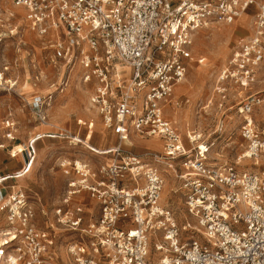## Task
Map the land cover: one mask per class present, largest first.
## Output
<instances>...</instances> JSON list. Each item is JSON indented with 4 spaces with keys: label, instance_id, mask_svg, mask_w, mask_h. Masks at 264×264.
<instances>
[{
    "label": "built area",
    "instance_id": "1",
    "mask_svg": "<svg viewBox=\"0 0 264 264\" xmlns=\"http://www.w3.org/2000/svg\"><path fill=\"white\" fill-rule=\"evenodd\" d=\"M9 1L24 10L23 20L42 41L52 68L78 66L82 83L93 85L89 106L117 143L99 152L110 155V163L95 168L77 160L59 163L65 189L50 221L41 211L46 231L37 227L26 193L5 195L6 179L0 178V264H59L58 230L70 237L69 264H264V165L258 173L236 168L244 159L264 162V89L251 93L264 70V0ZM251 9V36L237 43L216 77L217 92L249 91L235 105L246 148L233 164L213 163L200 134L184 144L165 118V106L186 77L195 34L233 25ZM7 71L8 66L0 70L1 91L15 85ZM61 82L59 93L66 84ZM50 101L51 94L32 103L44 124L43 108ZM131 135L158 140L161 152H127ZM33 153L30 147L26 169ZM169 176L182 213L194 223L182 228H192L187 238L174 209L161 201Z\"/></svg>",
    "mask_w": 264,
    "mask_h": 264
},
{
    "label": "rangeland",
    "instance_id": "2",
    "mask_svg": "<svg viewBox=\"0 0 264 264\" xmlns=\"http://www.w3.org/2000/svg\"><path fill=\"white\" fill-rule=\"evenodd\" d=\"M254 12V9H251L233 25H213L195 34L192 47L193 60L186 77L173 91L171 103L165 106V117L179 131L184 144H187L188 136L200 134L201 141L209 145L206 156L213 163L233 164L246 148V143L239 137L241 119L235 113V105L243 100L249 91L228 88L224 93L217 92L221 87L217 86L216 77L237 43L246 40L252 34ZM23 17V9L15 8L9 0H0V70L9 65L7 77L17 80L16 86L14 85L11 90L7 92L0 90V111L4 113L0 119V135L3 136L5 132L1 129L2 121L6 118L4 110L6 111L8 104L14 107L13 121L16 123L14 135L17 137L21 132L25 134L31 126L42 123L38 118H33L36 114L27 106L31 97L52 95L53 101L43 108L45 122L50 123L45 127V133L61 137L54 141L53 147H44L43 150L36 151L34 163L32 159L33 165L31 163L29 166L28 169L31 170L27 175L31 181L34 176H39L38 184L31 183L34 189L29 192V201L33 208L38 207L34 209L37 227L46 231L48 222L40 211L43 209L50 221L52 210L60 204L65 189L66 179L59 168V163L62 160L67 162L77 160L87 162L95 168L99 164L111 162L110 155H101L100 151L97 153L96 150L82 143L87 135V123H94L88 141L90 140V144L95 148H112L116 138L102 128L98 114L90 108L89 97L94 88L92 84L82 83L80 68L75 66L73 69H66L62 63H59L57 69H53L45 60V53L41 50L42 41L30 31ZM200 59L204 60L198 64L197 60ZM259 75L261 82L251 89V93L264 89V70H261ZM59 80L66 82L65 86H60L61 93L51 87L52 83L58 84ZM26 84L28 88L31 87L30 91H23L22 87ZM181 100L184 102L178 107L172 104L173 101ZM231 106L234 108L229 111L228 108ZM77 121L81 123L78 125ZM84 123L86 125L82 126ZM38 132L40 131L36 133ZM66 137L68 139H64ZM131 137L132 146L124 147L127 152L135 155L149 151L161 152L160 146L154 143L153 138H141L135 135ZM72 138L77 141H73ZM21 152L22 146H16L13 150V154L18 155ZM262 165H264L262 161L254 164L253 160H248L241 161L236 168L239 172L258 173ZM8 184L25 187L24 181L19 179ZM175 187L174 178L169 176L165 182L161 201L174 209L181 235L187 238L191 236L192 228L186 227L185 230L182 228L186 224L193 227L194 223L182 213L181 197L179 193L172 192ZM35 192L43 195L36 204L32 202L37 200ZM3 226L4 220L0 215V228ZM69 238L66 232L60 230L55 232L54 252L59 264L70 263L65 252V243Z\"/></svg>",
    "mask_w": 264,
    "mask_h": 264
},
{
    "label": "crops",
    "instance_id": "3",
    "mask_svg": "<svg viewBox=\"0 0 264 264\" xmlns=\"http://www.w3.org/2000/svg\"><path fill=\"white\" fill-rule=\"evenodd\" d=\"M250 36H248L246 39H248ZM5 77H6V79H9L11 82H15V86H16V84H17L16 81L17 80L7 77V73L5 74ZM59 82H60V80L58 81V84L57 83H52L51 87H53L55 90H57V88H58V86L60 84ZM28 87L29 86H27V84L24 85L22 87L23 91H30L31 87L30 88H28ZM27 94H29V92H27ZM37 96H39V95H36V96L33 95L31 97V101L27 102V106L30 109L32 107V103L34 101V98L37 97ZM6 107H7L6 111L4 110V112L6 113V118L2 121V126L3 127L1 129V130H4L5 132H4L3 136L0 135V178L5 177L6 180L4 182L5 188H1V187L0 188L3 190V193L5 195H7L11 190L12 191L13 190L14 191L22 190V191H24L26 193L27 197L29 198V196H30L29 192H32V189H34L33 188L34 185H32V184H33V182H36L38 184L37 179L39 178V176L38 175L34 176V179H32V181L27 176L31 169H26V166H25L26 153L28 151H30V147L33 148V150H34L33 163H34L35 156H36L35 155L36 151L37 150L38 151L39 150H43L44 147H49V148L53 147L54 146V141L55 140H59L61 136L60 135L57 136L56 134L45 133V130H46L45 127L50 124L48 122L47 123L45 122V124L44 123H40V125L31 126L30 128L27 129V132L25 134H23L21 132L19 136L15 137L14 134L16 132V123H15V121H13V116H15L14 107L11 104H8ZM31 111H32V109H31ZM33 113H35V111H33ZM2 114H4V113H2L0 111V119H2ZM164 115H165V113H164ZM34 116H36V115H33V118L36 119L37 117H34ZM167 120L170 121L169 119H167ZM80 123H81V121H77L78 125ZM90 123H92V122H88L87 125H86V123L82 124V126H85V125L87 126V135H86L85 140L88 139V135L91 133V130H92L93 126H94V123H92V127L88 128V125ZM100 124H101V122H100ZM57 127H59V126H57ZM37 131H40V132L36 133ZM113 137L116 138L115 139V144L113 145V146H115L116 143H117V137L114 136V135H113ZM131 138L132 137H130V142L132 143ZM64 139H68V138L66 137ZM89 142H90V140H89ZM154 143L157 144L158 146H160V144L156 140H154ZM16 146H22V152L20 154H18V155H17V153L13 154V150H14V148ZM131 146H132V144H131ZM107 149H109V148H107ZM97 153H98V151H97ZM33 163H32V165H33ZM43 177H44V175H43ZM18 179L20 181L21 180L24 181L25 187L21 188V187H17V186L8 184V182H12V181L15 182ZM35 191H37V190H35ZM34 195H35L37 200H35V201H33L32 199L31 200H32V202L34 204H36L37 201L39 202V198L42 197L43 195L42 194H38L36 192L34 193ZM87 203L92 204V201L91 202H87ZM53 206H55V205H53ZM37 208L38 207H36V206L34 207V209H37ZM41 211H44V210L41 209ZM41 211H40V213H41Z\"/></svg>",
    "mask_w": 264,
    "mask_h": 264
},
{
    "label": "bare ground",
    "instance_id": "4",
    "mask_svg": "<svg viewBox=\"0 0 264 264\" xmlns=\"http://www.w3.org/2000/svg\"><path fill=\"white\" fill-rule=\"evenodd\" d=\"M243 16H245V15H242L241 17H243ZM240 17V18H241ZM239 18V19H240ZM12 32H14V31H12ZM204 60V59H203ZM202 60V61H203ZM179 86V85H178ZM177 87V86H176ZM175 89V88H174ZM174 91V90H173ZM175 118V117H174ZM152 140H155V139H152ZM158 142V141H157ZM82 143L86 146V147H90V148H92V149H94V150H96V151H103V150H105V149H98V148H95L94 146H92L91 144H90V142L88 141V139H86V140H82ZM132 143L130 142V144L129 145H131ZM241 161H248V160H240V163H241ZM162 196H163V193H162ZM1 242H2V240L0 239V246L2 245L1 244Z\"/></svg>",
    "mask_w": 264,
    "mask_h": 264
}]
</instances>
